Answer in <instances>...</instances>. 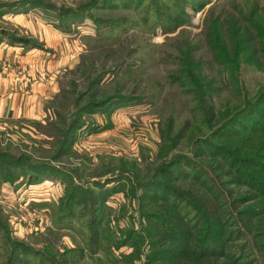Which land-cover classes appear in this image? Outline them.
Segmentation results:
<instances>
[{
	"label": "rangeland",
	"instance_id": "rangeland-1",
	"mask_svg": "<svg viewBox=\"0 0 264 264\" xmlns=\"http://www.w3.org/2000/svg\"><path fill=\"white\" fill-rule=\"evenodd\" d=\"M235 5L264 27V0H0V94L28 93L34 105L25 117L0 118V158L19 164L0 161V264H149L145 257L153 251L180 248L159 230L158 222L169 225L165 219L174 213L149 182L192 184L180 181L176 171L170 179L166 173L168 162L190 150L192 141L180 140L183 134L190 131L195 140L193 130H167L172 111L186 109L192 93L181 97L188 89L174 83L176 68L162 60H176L186 44L197 43L209 12L233 11ZM231 16L236 20L237 14ZM262 42L253 34L246 46ZM246 55L236 74L241 88L254 94L264 86V62L258 53ZM207 61L205 53L203 73ZM165 81L154 106L143 99L89 106ZM232 94L214 98V112L224 110ZM239 126L226 132L228 140L254 128L246 121ZM244 143H231L229 150L244 156ZM263 145L257 142L251 154L262 157ZM224 190L231 199L258 195L245 184ZM257 207L264 209V202ZM242 222L244 237L228 229L230 238L240 239L230 246L249 243L246 252L259 255L242 262L264 264V241L256 238L264 232V215ZM135 254L142 255L140 262ZM171 260L151 264L186 262Z\"/></svg>",
	"mask_w": 264,
	"mask_h": 264
},
{
	"label": "trees",
	"instance_id": "trees-1",
	"mask_svg": "<svg viewBox=\"0 0 264 264\" xmlns=\"http://www.w3.org/2000/svg\"><path fill=\"white\" fill-rule=\"evenodd\" d=\"M35 4H37L36 1ZM233 8V11L223 9L218 13L209 12L204 20L201 33L198 37L196 36L195 42L197 43L193 46L186 44L185 50L181 49V53L178 55L180 57H176V60L171 57L162 60L163 65L176 68L172 78L176 81L174 83H178L180 89L184 85L188 89L181 97L189 96L192 93V98L186 100V109L179 107L178 111H172L167 130L182 132L183 129L184 133L186 130H193L195 140L192 139V136L190 138V131L189 134H183L180 140L186 141L188 138L190 142L192 141L190 150H182V153L176 155L166 165L168 179H170L169 176H172L170 172L176 171L180 173L178 177L180 181L184 184L190 182L191 185L170 187L169 184H162L157 180L149 182V185L161 189L160 200L163 202V206L174 213L173 216L165 219L169 221V225L164 222L165 224L162 226V223L158 222L157 216L151 217L153 221L158 222L159 230H162V234L168 241L180 247L170 246L166 250L153 251L145 257L149 264L180 258L186 262L178 264L187 262L188 264H248V262H242L244 258L249 256L253 259L259 255L254 252H246L249 243L244 246L231 247L230 245L236 238L232 236L230 238L231 232H228V229L237 228L239 237H244V230L241 226L244 225L243 219L264 215V209L257 207L264 202H260V199H264L261 198L264 197V184L261 183L262 178H260V176H264V153L262 157L258 156L257 152L251 154L256 150L257 142H264V127H256L257 123L264 125V86L256 93L251 94L241 88L239 76L236 74L240 64L245 62L244 56H248L246 55L248 51L254 54L258 53V57H261L264 62V27L255 23L251 13H247L242 6L235 5ZM234 13L237 14L236 20H233L231 16ZM253 34L257 35L259 39H263V42L255 48L246 46L247 43H251ZM203 50H206L205 53L208 54L210 60L207 61L209 68L206 66L208 73L202 72V58L205 53L200 52ZM255 62L256 60H253L249 64L252 65ZM134 70L132 69L128 73L133 74ZM165 85L166 81L156 82L154 85L156 88L152 86L149 91L142 89V92H139V88H136L133 95L119 94L113 98L89 104V106L102 108L114 101L124 104L135 103L139 99L154 106L159 103ZM228 92H233L234 102L227 101L224 110L221 106L214 112V98H219ZM136 95L138 98H134ZM86 108H82L80 112ZM255 118L259 122H256ZM178 119L181 122L179 128L175 129L174 125ZM243 121L254 126V128L243 129L251 132V135L240 138L238 141L228 140L229 136L226 132L240 127L239 124ZM224 139L228 140L226 144H223ZM234 142H245L244 145H241L245 151L244 156L239 151L229 150V145ZM259 149L264 151V145L258 147V151ZM251 155H253L251 158H247ZM4 156H1L0 161L4 160L8 167L19 165L17 162H7L3 158ZM196 161L199 164H196ZM28 166L33 172L34 169H38V166ZM191 170L195 173L187 174ZM162 171L164 173L165 168ZM182 173L184 175H181ZM171 181L174 179L172 178ZM242 184L247 185L253 192L256 190L258 195L254 194L250 198L238 196L231 199L230 190H224L225 186L239 187ZM249 203L252 205L246 206ZM181 209L185 216L180 214ZM192 213H195L192 216L196 218L195 221L190 217ZM144 215L149 216L148 213ZM151 217H148V221ZM256 238L264 241V232L257 235ZM237 241L240 239L235 240V242ZM250 241L255 243L252 239ZM260 255L264 256V253ZM135 256H138L137 261L140 262L142 255L135 254Z\"/></svg>",
	"mask_w": 264,
	"mask_h": 264
},
{
	"label": "crops",
	"instance_id": "crops-1",
	"mask_svg": "<svg viewBox=\"0 0 264 264\" xmlns=\"http://www.w3.org/2000/svg\"><path fill=\"white\" fill-rule=\"evenodd\" d=\"M1 46V45H0ZM6 47H3L5 50ZM9 50H16V48H8ZM3 53V52H1ZM5 54H3L4 56ZM0 94V118L5 119H19V117H25V113H29L34 105L29 103L32 100V96L28 93H14L10 94L8 97Z\"/></svg>",
	"mask_w": 264,
	"mask_h": 264
}]
</instances>
